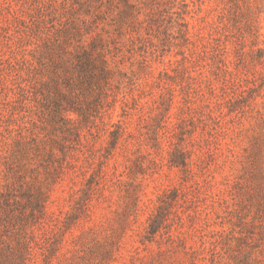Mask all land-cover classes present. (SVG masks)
<instances>
[{
  "label": "rangeland",
  "instance_id": "obj_1",
  "mask_svg": "<svg viewBox=\"0 0 264 264\" xmlns=\"http://www.w3.org/2000/svg\"><path fill=\"white\" fill-rule=\"evenodd\" d=\"M0 264H264V0H0Z\"/></svg>",
  "mask_w": 264,
  "mask_h": 264
}]
</instances>
